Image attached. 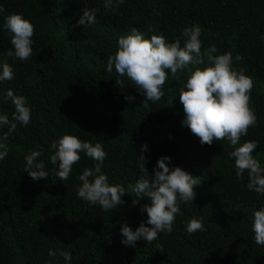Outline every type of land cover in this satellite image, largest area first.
I'll use <instances>...</instances> for the list:
<instances>
[{
  "label": "trees",
  "instance_id": "obj_1",
  "mask_svg": "<svg viewBox=\"0 0 264 264\" xmlns=\"http://www.w3.org/2000/svg\"><path fill=\"white\" fill-rule=\"evenodd\" d=\"M0 4V24L4 15L22 13L34 25L32 54L24 61L6 54L12 45L0 27V63L14 72L0 82V93L12 88L31 108L28 124L16 122L3 137L8 154L0 160V264H64L61 250L72 253L71 264H264V245L255 243L251 229L252 211L264 204V194L246 187V172L236 178L234 158L227 157L234 145L224 139L202 144L181 124L179 89L193 66L178 69L176 77L169 73L163 95L146 102L126 77L116 84L115 70L106 71L117 38L132 27L145 36L162 33L170 42L184 26L197 24L202 54L213 45V55L231 52L233 65L252 80L249 106L256 123L238 144L258 141L251 153L264 166V0H123L107 9L103 0ZM84 7L96 9L91 25L76 23ZM204 61L209 63L206 54ZM13 110L10 102H0L10 120ZM5 131L7 125L0 134ZM65 133L101 143L107 153L101 170L110 183L127 188L139 178L143 143L149 173L162 154L171 157L170 166L192 173L198 182L193 201L180 203L182 215H176L172 231L152 242L137 240L135 247L121 243V223L134 229L146 222L140 205L147 198L133 204L135 193L125 192L123 204L103 210L77 197V176L94 161L81 153L66 180L56 177L49 145ZM33 149L41 150L48 176L32 179L24 170V156ZM193 217L205 227L189 235L185 224ZM49 248L56 257L47 255Z\"/></svg>",
  "mask_w": 264,
  "mask_h": 264
},
{
  "label": "clouds",
  "instance_id": "obj_2",
  "mask_svg": "<svg viewBox=\"0 0 264 264\" xmlns=\"http://www.w3.org/2000/svg\"><path fill=\"white\" fill-rule=\"evenodd\" d=\"M123 0H103L104 7H116ZM4 7L0 4V13ZM96 20V9L84 7L77 24L91 25ZM0 27L5 29L10 37L12 48L7 55L15 56L21 61L32 54L34 25L22 13L4 15ZM201 29L197 24L184 26L180 35L172 41H167L162 33L150 36L132 27L127 33L117 38V48L107 56L106 71L117 75L116 84L123 85L120 77H126L131 84L141 92L146 101H156L163 95V85L169 73L177 76L178 69H189L187 78L181 82L179 100L183 105L184 117L182 126H187L198 138L200 143L212 144L213 140H227L234 145L227 157L234 158L235 176L243 179L247 173L246 187L258 194H264V166L254 157L251 150L256 146V140H244L238 144L242 135L247 136L249 126L256 123L254 110L249 106L252 88L251 78L233 65L231 52L216 53L215 46L201 51ZM181 38L183 44L181 46ZM207 55L205 63L204 55ZM236 60L241 57L236 55ZM201 65H203L201 67ZM14 76L12 66L0 63V82L11 80ZM133 97L127 96L126 99ZM8 101L13 106L10 120L6 112L0 111V128L7 125V131L0 134V160L8 154V148L3 142L12 130L20 125H27L30 120L31 108L24 95L14 93L7 88L0 93V102ZM49 147L53 149L48 161L56 166L55 175L62 181L66 180L74 163L80 160V154L90 157L94 163L85 166L78 174L76 196L89 205H99L103 210L112 209L123 204L122 194L135 193L132 200L136 204L140 197H146L147 202L140 205V210L146 212V222H141L134 229L128 223H121L119 231L122 234L121 243L135 247L137 240L152 242L159 233L171 232L173 221L177 214L182 215L181 202L193 201L194 185L198 182L195 176L179 165L168 163L171 157L162 154L156 160L153 171L149 173L144 164L143 151L148 145H141L142 161L141 175L127 188L120 183H110L108 176L101 170L107 153L100 142L91 143L81 139L76 134L65 133L53 140ZM40 149L30 150L24 156V170L32 179L49 175L45 160L41 158ZM202 218H190L185 224V232L189 235L203 230ZM251 229L255 243L264 245V204L252 211ZM47 255L56 257V250L49 248ZM64 264H71L72 253L61 250ZM44 264H52L45 260Z\"/></svg>",
  "mask_w": 264,
  "mask_h": 264
}]
</instances>
